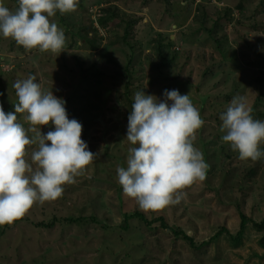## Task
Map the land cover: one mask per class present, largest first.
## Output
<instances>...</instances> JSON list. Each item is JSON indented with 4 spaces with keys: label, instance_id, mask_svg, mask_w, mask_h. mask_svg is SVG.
Listing matches in <instances>:
<instances>
[{
    "label": "rangeland",
    "instance_id": "374dc122",
    "mask_svg": "<svg viewBox=\"0 0 264 264\" xmlns=\"http://www.w3.org/2000/svg\"><path fill=\"white\" fill-rule=\"evenodd\" d=\"M0 2L16 9L14 0ZM76 3V10L50 18L66 37L61 53L25 49L0 36V106L13 111L18 101L12 84L29 74L58 98L59 92L69 98L79 73L88 75L65 107L82 124L81 139L99 155L62 185L56 200L36 202L0 225V264H264L261 233L251 226L238 245L223 234L198 250L174 232L200 244L222 228L236 234L240 212L256 222L264 218V157L241 160L221 140L219 119L231 98L242 94L253 118L264 120V0ZM108 14L115 20L104 27L100 20ZM157 40L165 56L157 53ZM125 68L132 74L126 89L114 79ZM165 89L189 92L199 110L204 124L193 143L208 167L203 181L183 189L179 203L145 211L123 194L116 168L126 166L130 145L123 137L133 94L144 90L160 97ZM25 115L17 118L28 128ZM49 130L51 125L41 127L42 134ZM36 147L26 149L27 161ZM259 147L264 150V142ZM135 212L150 224L134 218L123 230L124 214ZM81 217L95 222L77 223Z\"/></svg>",
    "mask_w": 264,
    "mask_h": 264
},
{
    "label": "clouds",
    "instance_id": "9594fccd",
    "mask_svg": "<svg viewBox=\"0 0 264 264\" xmlns=\"http://www.w3.org/2000/svg\"><path fill=\"white\" fill-rule=\"evenodd\" d=\"M76 6V0H17L13 11L0 2V36L25 49L61 53L66 37L50 18ZM12 88L18 101L13 111L0 106V225L11 224L36 202L56 200L62 185L72 183L99 155L81 139L82 124L68 117L64 98L42 91L32 74L14 81ZM17 114H26L28 128ZM219 119L221 140L241 160L264 157L259 147L264 120L253 118L244 95H234ZM203 124L189 92L165 89L156 97L136 91L123 137L130 145L126 166L116 168L123 194L145 211L179 203L183 189L205 179L208 165L193 143ZM48 125L51 130L42 134L41 127ZM28 132L36 135L30 138ZM30 145L37 147L29 162L25 152Z\"/></svg>",
    "mask_w": 264,
    "mask_h": 264
},
{
    "label": "trees",
    "instance_id": "16d2710c",
    "mask_svg": "<svg viewBox=\"0 0 264 264\" xmlns=\"http://www.w3.org/2000/svg\"><path fill=\"white\" fill-rule=\"evenodd\" d=\"M14 2L16 4L15 5V8H16L17 7V0H14ZM79 2L82 5L83 0H79ZM114 20H115L114 14H108L105 19L102 18L100 20V24L102 26L106 27V24H109V23L113 22ZM81 38H82V41L83 42H88V37L86 35L81 36ZM214 39L216 41L219 40L217 37H215ZM156 42L158 43L157 53H162V56H165L166 55V53L164 52L165 45L163 43H161L160 40H157ZM222 42L223 41L220 39L218 43L220 44ZM64 65H65V63L63 64V67H65ZM67 69H69V68L67 67L66 70ZM206 69L208 71H211L212 66H208V67H206ZM70 72H72V70H70ZM54 77H56V76L54 75ZM116 77H119L123 81L120 82L119 80L116 79ZM88 78H89L88 75L82 74L80 76V73H79V77L77 76L75 78V80L72 83H70L71 84V87L69 89V98H71V96L73 95L74 88H76V86L80 85L83 82V80H85V79L87 80ZM131 78H132V74H131V72H130V70L128 68H125L124 71H123V73H120L118 75H115V77H114V79H116V83H119V84L121 83V85H124L125 86V89L129 86V82L131 81ZM76 80H77V83L75 85L74 82ZM71 92H73V93L70 95ZM59 94L61 95V97L64 96L60 92H59ZM69 98H67L65 96L64 100L65 101H69ZM131 104H132V102H131ZM134 218L140 220L141 222H143V223H145L147 225L150 224V222H148V220L146 219V217H145V215L143 213H140V212H135L133 214L125 213L124 214V220L122 222L121 228L123 230H128L129 229V222L128 221L130 219H134ZM161 221H162V219H161ZM73 222H75V221H73ZM76 222L77 223H79V222L80 223H86V222L89 223V222H95V219L93 217H85V218H82L81 217L80 219H77ZM51 225H53V223L52 224H49V225L48 224L47 225H42V226L49 227ZM162 226L164 228H168L165 224H163ZM248 226H251L255 231L261 233V237L259 239V244H260L261 248L263 249V257H264V218L260 222H256V221H253L252 219L246 217V215L244 213L240 212L239 230L236 232V234H232L227 229L222 228L220 231H218L216 234H214L209 239V241L202 242L200 244L194 243L193 240L190 237H188L187 235H185L182 231H174V232H175V234L177 236L181 235L183 237V239L186 242L189 243V245H190V247L192 249L198 250V249H200L202 247H205V246L210 245L213 241H215L216 239L220 238L223 234L227 235V238H228V240L231 243H233L234 245H238L241 242L242 238L244 237V234H245L246 229L248 228Z\"/></svg>",
    "mask_w": 264,
    "mask_h": 264
}]
</instances>
